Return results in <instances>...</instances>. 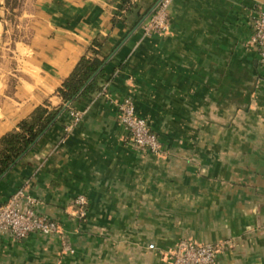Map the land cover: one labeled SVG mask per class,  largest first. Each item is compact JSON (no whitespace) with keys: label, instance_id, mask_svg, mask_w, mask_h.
I'll use <instances>...</instances> for the list:
<instances>
[{"label":"crops","instance_id":"crops-1","mask_svg":"<svg viewBox=\"0 0 264 264\" xmlns=\"http://www.w3.org/2000/svg\"><path fill=\"white\" fill-rule=\"evenodd\" d=\"M13 1L0 139L39 107L68 110L0 181V204L24 187L62 234L1 238L0 264H172L162 252L181 240L228 244L216 264H264V67L251 43L264 0H173L168 31L151 37L155 0ZM96 41L101 90L72 108L58 90ZM125 98L161 154L133 146ZM71 110L83 115L66 132Z\"/></svg>","mask_w":264,"mask_h":264},{"label":"built area","instance_id":"built-area-1","mask_svg":"<svg viewBox=\"0 0 264 264\" xmlns=\"http://www.w3.org/2000/svg\"><path fill=\"white\" fill-rule=\"evenodd\" d=\"M172 1L158 0L150 14L143 20L144 37L168 31ZM251 25L253 28L251 43L264 67V6L257 10ZM118 111L119 119L128 131L136 149L155 155L163 152L161 141L152 131L148 121L137 114L132 98H125L119 102ZM70 114L73 120L66 126V132H69L83 115L82 112L75 110H71ZM75 203L79 207L80 216H85V198L80 197ZM39 204L40 202L30 196L24 187L18 189L6 202L0 204V239L6 237L21 241L32 234L50 237L61 235L60 223L42 214L38 209ZM226 245L228 244L214 245L181 240L172 252H162V255H169L172 264H216L220 252ZM149 248L155 249V246L151 244Z\"/></svg>","mask_w":264,"mask_h":264},{"label":"trees","instance_id":"trees-1","mask_svg":"<svg viewBox=\"0 0 264 264\" xmlns=\"http://www.w3.org/2000/svg\"><path fill=\"white\" fill-rule=\"evenodd\" d=\"M157 1L155 0L147 8V13L151 12L153 5ZM13 2V0H5L6 7ZM101 48L102 44L99 41L94 42V45L90 49L91 56L82 58L74 72L58 90V96L64 103H70V107L73 108V105L77 101L91 98L101 90V79L105 76L106 72L105 58H98ZM66 110L68 109L65 107L55 110L39 107L28 119L19 125L18 130L12 131L0 139V181L13 167L31 153L40 136L56 123ZM165 256L167 260H171L169 255Z\"/></svg>","mask_w":264,"mask_h":264},{"label":"rangeland","instance_id":"rangeland-1","mask_svg":"<svg viewBox=\"0 0 264 264\" xmlns=\"http://www.w3.org/2000/svg\"><path fill=\"white\" fill-rule=\"evenodd\" d=\"M4 6L5 0H2ZM2 17L5 19V11L4 9L2 10ZM5 23L2 21L0 22V90L2 88V85L4 84V79H6V74L7 70L11 68L10 64V58L7 54L8 51H6V28H5Z\"/></svg>","mask_w":264,"mask_h":264},{"label":"water","instance_id":"water-1","mask_svg":"<svg viewBox=\"0 0 264 264\" xmlns=\"http://www.w3.org/2000/svg\"><path fill=\"white\" fill-rule=\"evenodd\" d=\"M3 8H4V4H3L2 0H0V22L3 21V17H2Z\"/></svg>","mask_w":264,"mask_h":264}]
</instances>
